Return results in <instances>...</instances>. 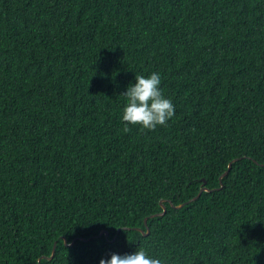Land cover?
Wrapping results in <instances>:
<instances>
[{
	"label": "trees",
	"instance_id": "obj_1",
	"mask_svg": "<svg viewBox=\"0 0 264 264\" xmlns=\"http://www.w3.org/2000/svg\"><path fill=\"white\" fill-rule=\"evenodd\" d=\"M153 72L175 115L125 133ZM140 248L264 264V0H0V264Z\"/></svg>",
	"mask_w": 264,
	"mask_h": 264
},
{
	"label": "clouds",
	"instance_id": "obj_2",
	"mask_svg": "<svg viewBox=\"0 0 264 264\" xmlns=\"http://www.w3.org/2000/svg\"><path fill=\"white\" fill-rule=\"evenodd\" d=\"M126 105L122 122L125 133L130 126H139L147 131H155L158 126H167L175 115V106L166 98L161 89V75L153 72L149 76L135 75V84H129L123 94ZM100 264H167L161 257L150 256L143 248L133 254H111L110 259H101Z\"/></svg>",
	"mask_w": 264,
	"mask_h": 264
},
{
	"label": "water",
	"instance_id": "obj_3",
	"mask_svg": "<svg viewBox=\"0 0 264 264\" xmlns=\"http://www.w3.org/2000/svg\"><path fill=\"white\" fill-rule=\"evenodd\" d=\"M231 165H232V163L229 164L228 169H227V170H226V171L220 176V182H221L222 178H223V177L229 172V170H230V168H231ZM221 183H222V182H221ZM203 191H209V189L206 188V187H202V188L200 189L198 195L195 196V197H193L190 201L197 199V198L201 195V193H202ZM170 204H171V206H173V207H175V208H181L185 203H182V204H179V205H174L172 202H170ZM161 206H162V208H163V209H162V212H160V213H156V214H153V215H151L152 217H153V216H158V215H163V214L166 213L167 208H166V206L163 204V202H162ZM145 221H146V219H145ZM138 230H140L142 233H144V235H148V234H149V228H148L147 232H144V230H142V229H138ZM103 234H104L106 237H108V235H109V233H108L107 231H102V232H100V234H99L98 236H101V235H103ZM80 239H82V238H80ZM75 241H76V239H74L71 243H68L67 239L64 238V244L67 245V246H71V245H73V244L75 243ZM55 252H56V243L54 244L53 249H52V254H51V256L48 257V259H52V258L54 257V255H55ZM42 258H43V257H42ZM42 258L39 259V263H40V260H41Z\"/></svg>",
	"mask_w": 264,
	"mask_h": 264
}]
</instances>
